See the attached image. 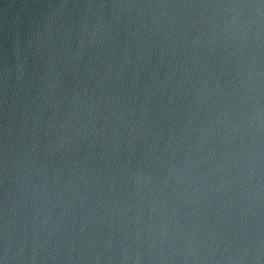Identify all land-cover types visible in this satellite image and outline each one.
Masks as SVG:
<instances>
[{"label": "water", "instance_id": "obj_1", "mask_svg": "<svg viewBox=\"0 0 264 264\" xmlns=\"http://www.w3.org/2000/svg\"><path fill=\"white\" fill-rule=\"evenodd\" d=\"M0 264H264V0H0Z\"/></svg>", "mask_w": 264, "mask_h": 264}]
</instances>
